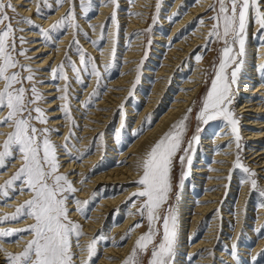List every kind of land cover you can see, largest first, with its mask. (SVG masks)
I'll list each match as a JSON object with an SVG mask.
<instances>
[{"label": "snow or ice", "instance_id": "obj_1", "mask_svg": "<svg viewBox=\"0 0 264 264\" xmlns=\"http://www.w3.org/2000/svg\"><path fill=\"white\" fill-rule=\"evenodd\" d=\"M134 2L135 0H129L130 4ZM65 3L71 5L68 12L51 28L45 29L28 17L17 19L10 16L9 11L19 15L16 6L11 0H0V85H2L0 87V117H2L0 126L12 129L6 134L0 133L7 137L0 144V149H2L0 150V169L7 170L8 160L16 158L23 160L22 166L16 173L3 185H0V196L7 198L12 191H25L24 187H16L17 182L26 186V190L31 193V198L22 203L14 214L4 215L0 218V224L18 221L21 218H32L35 221L23 229H0V238L13 235L19 237L22 233L32 236V239L25 242L22 251L11 253L4 250L7 264H77L78 254L73 250L74 241L75 247L81 253L87 252V259L81 257L80 264H91L92 257L96 254L97 238L94 237L86 247L80 244V238L85 233L82 225L70 218L68 207V201L72 199L77 206L76 211L88 218V205L91 201L77 198L75 193L80 189L73 185L67 174L60 173L57 146L50 139V133L53 130L36 126V122L45 125L48 122L46 110L39 106V102L44 99V96L37 87L31 65L21 63L18 58L24 56L31 59L27 57L28 50H19L17 47V40L20 44L27 43L24 37L15 35L16 31L22 32L24 29L14 27V24L27 23L33 28H38L44 40L49 43L54 41L52 33H66L68 29H76L78 36L81 32V25L76 12L77 3L89 23L91 19L89 13L92 11L98 13L99 7L94 6L95 0H55L57 8L62 7ZM108 5L119 9V0H105L104 4L100 6ZM42 6L47 7L50 11L54 10L53 4L48 0H37L38 15L43 11ZM208 10L214 13L210 17L213 23L207 33L208 42L201 47H207L213 42H220L222 47L219 49L217 60L213 63V78L209 90L202 99L197 120L207 124L209 121L222 118L231 126V134L235 137L237 149H240L242 138L238 127L239 119L236 118L231 105L234 102V89L238 88L239 77L244 67L250 24L256 26L254 35L261 46H264V0H215V3L209 5ZM157 11H159V4H157ZM134 14L140 15L139 13ZM203 22V17H201L198 23L203 24ZM109 23L115 26V32L108 31ZM90 27L95 31L97 26L90 23ZM100 29V40H92L86 32L83 34L101 52L103 49L100 42L107 41L111 37L114 44L111 49V62L103 65L102 72L95 58L83 49L78 39L74 38L69 48L71 50L75 47L79 64L72 60L70 55H66L64 62L58 67L50 69L53 80L69 81L62 89L64 95H61L59 99L64 101L70 99L71 82L66 72V65L70 66L76 81L81 85L85 84V75L89 78H96V89L85 103V107L91 104L95 98L101 96V88L106 90V85L103 84L104 73L110 72L115 66V44L119 40L120 33L116 11H113L108 21L101 25ZM133 35L139 36L140 33ZM201 59V54L195 55L196 61ZM257 71L261 77H264V64H258ZM138 82L139 77H137ZM134 89L135 84L129 93L130 96L133 95ZM60 110L66 119L72 120L75 126L76 122L71 117L70 104L61 105ZM5 111L7 115H3ZM191 111L188 109V113ZM188 119V114H185L173 124L169 131L151 145L140 161L139 167L142 169V175L135 182L139 190L133 192L129 200L132 201L133 206L136 202L132 199L133 197L142 201L136 213L142 219L130 227L123 239H130L131 233L142 227L144 219L147 220L148 228L137 238L130 255L123 264H145V256H147V264H175L178 210L175 206L168 205L172 191V171L177 154L180 153L181 179L179 187L182 189L184 180L191 175L194 145H198L200 141L198 125L197 134H194L185 146L184 136L187 131L186 122ZM145 123L151 125L150 116L146 117ZM143 131L142 125L140 131L134 135L139 136ZM72 135L75 134L71 133L69 137H66V142L62 145L69 156L72 153L69 151L68 141ZM115 136L119 142L121 132L118 130ZM99 139L103 140V134ZM91 150L89 148L76 158L82 161ZM234 168L241 169L246 173L247 179L242 183L250 182L252 192L264 198V188L259 186L256 173L242 163L239 151ZM228 179L231 177L229 176ZM177 199H179V195ZM236 248V244H233L231 255L239 264ZM260 255H264V253ZM187 259L191 261L192 256H188ZM255 260L256 257H253L254 262Z\"/></svg>", "mask_w": 264, "mask_h": 264}, {"label": "rangeland", "instance_id": "obj_2", "mask_svg": "<svg viewBox=\"0 0 264 264\" xmlns=\"http://www.w3.org/2000/svg\"><path fill=\"white\" fill-rule=\"evenodd\" d=\"M126 1L129 0H119V9H115L114 6H112L111 10L108 12L107 17L105 20L101 23H93L94 19L99 15L96 11H92L89 13L90 23L94 24L96 26L98 25H103L106 21H108L109 17L113 13V11H116L117 14V19L119 23V40L115 44L116 47V57H115V66L111 69L110 72L104 73V78H103V84L106 85V90L104 88H101V96L97 97L94 99V101L91 104H88L87 107H85V103L88 101L89 97L91 94L94 92L96 89L97 81L95 77L89 78L87 75L84 76L85 84L81 85L78 83L75 79V74L72 72L70 66L66 65V72L69 77V80L71 82V86L69 88V93H70V99L68 101H64L59 99L61 95H64V92L62 89L65 87L66 84L69 83V81H65L63 79H58V80H53L51 78V68L58 67L62 62L65 61L66 55H70L72 60L76 61L77 64H79V57L76 54L75 47L69 48V46L72 44V41L74 38L79 40V44L83 47V49L86 50L87 53H89L92 57L95 58L96 63L100 65L101 71L103 72V65L111 62V54L110 56L105 60H99L98 58H101V53L102 52H111V49L113 48V40L110 37L107 41H101V46L103 51L97 46L93 45L88 38L84 36L83 33H87L88 37L92 36H97L93 40H100V32L101 29H99V32L97 35H95L94 31L90 27L89 20L86 19L81 10L78 7L77 3V17H78V22L81 25V32L77 36L76 29H68L65 32H60V33H52L54 37V41L49 43L44 40V37H28L30 32H36L39 35L42 36V33L39 31L38 28H33L27 23H20L19 25H15L14 27L22 28L24 31H16L15 35L17 37H24L27 41V43L20 44L19 40H17V47L19 50H28L27 51V57H30L31 59H27L24 56L18 57L21 61V63L25 65H31L33 72L35 74V81L37 83V87L39 90L43 93L44 99L39 102V106L44 108L46 110V115L48 116V122L47 124H40L36 122V126L38 128H44L47 127L49 129H52L53 131L50 133V139L52 142L57 146V155L60 163V168L59 171L60 173L67 174L69 179L73 182V185L80 189L82 191V186L84 188L90 178H92V175L95 174L98 170L96 168L100 169L98 172L106 170L111 163L117 162L115 166H123L125 165V162L129 160V157H126L128 153H126L129 149V146L134 144L138 139L142 137L148 130H151L155 127L156 123L159 121L161 116L166 113L168 108L171 106L173 98L175 97V92L178 91V89L183 85L182 82L185 80L190 79L191 75H194V72H197L196 70L197 66L199 63L197 62H202L205 63V67L203 68L204 73L203 75L205 76V79L202 83V88L199 89L198 94L196 95V99L194 102L191 101V105L187 108L185 114H188L189 119L186 122L187 125V131L184 136V142L185 146L188 140L192 138L194 134H197V127L199 125L200 131H199V137L200 141L198 145H194L193 149V155H192V164H191V169H193L192 166H195L196 164H199L201 162L205 163V169L210 170L213 169L212 163H213V153L214 152H219L223 151L224 149H230V150H236L234 151L233 155L237 156V152L239 151L240 154L246 153L247 146L252 143V140H248L247 136L250 131H257L258 126L262 124H258L252 127H248L249 124H247L246 119L251 118L250 116H255V118L258 117V115H252L250 112H242L243 110L241 109V102L244 100H249L254 97H258L259 94L264 93V91H258L257 93H247V94H242L241 92V86L246 84L244 83V77L249 76V69L248 66L254 65V68H257L256 64L259 60H255L250 62V65L248 64V49L249 47L247 46L249 43L256 41L255 47L257 48V52L262 51L263 46H261V43L257 40L255 37L254 33L252 34L250 31V28L248 29V39L246 43V55L244 57V67L243 70L240 74L239 81H238V88L234 89V102L231 105V108L235 112L236 118L239 119V132L241 136V148L237 149L236 142H235V137L229 133L230 135L233 136L232 139L229 140V142L222 144L223 147L220 149L216 148L210 151L209 149H212L211 147H208V145H205L204 139L207 136H210V139L215 141L214 143L216 144L218 142L217 137L219 135H224L227 134V132H231V128L229 131L220 133V130L223 128L225 124H227L226 121H224L222 118H217L215 120L209 121L207 124H204L200 121L197 120V116L199 114V111L202 106V99L206 95L207 91L210 88V83L211 79L213 78L212 76V55H213V50H214V45L216 47V58L219 55V49L222 47V44L213 42L207 47H201L202 45L207 44V33L206 32V37H204L205 43L204 44H198L196 43L192 49L191 56L187 57L182 61V63L179 65V69L176 70V72L171 76V79L169 80L168 87L165 89L162 101L159 105L161 109L154 111L147 116L143 117L142 120L140 121L139 124H137V118L140 112L143 111L145 102L150 98L152 95V90L153 86L150 80L154 78V74H148L147 70L150 68L152 69L153 72H157V70L161 67L162 62H164L165 58L168 57V53L170 49L174 46V43L177 39L180 37H175L171 41H167L168 37L171 35V26L177 22L179 19L183 18L186 14L187 11L192 9L191 7L194 6L197 3H207L205 0H185L181 2V5L177 6L176 2L177 0H145V2L141 5H139V0H135L134 3H125ZM11 2L16 6L18 10V16L16 13H12L9 11L10 16H14L17 19L19 17H28L32 19L37 25H41L45 29H49L47 25H44L42 22H36L35 17L33 16V12L27 13L26 10L31 8L32 5H34V13H37V0H11ZM49 3L53 4L54 10L50 11L47 7L42 6L43 11L41 14L45 16V18H49L50 16H54L58 14V12L64 9V12L61 16H64L68 10L69 7L71 6L69 3H65L62 7H58L55 5V0H48ZM105 0H95V5L98 6L99 10L101 8L100 5L104 4ZM215 3V0H210L208 3L209 5ZM157 4H159V11H157ZM209 5L206 6V10L204 13L200 14L192 24L185 28L184 33L181 35V37H186V41L191 42L189 39L190 37H193L194 32L198 28L200 23H198L199 19L203 16H209V18L214 15L213 12L209 11ZM183 6V7H182ZM129 13H133L130 15ZM134 13H139L140 15H135ZM179 13L176 15L177 17L172 18V14ZM41 16V15H39ZM136 17L139 20H142L141 25H137L138 29H134L133 32H128V27L129 24L126 22L125 19H130V18ZM212 21L211 19H209ZM213 22V21H212ZM85 23V25H84ZM254 25L250 24L249 27H253ZM27 27V28H26ZM47 27V28H46ZM51 28V27H50ZM115 26L109 23L108 25V31L109 32H115ZM134 33H140L139 36H134ZM67 34L71 35V39L69 40L68 45H63L59 46L60 40L64 38ZM160 34H162V37L165 38V43H164V49H158V43L160 41L156 40V37H158ZM142 37V38H141ZM167 37V38H166ZM253 37V39H251ZM135 38H139L140 41H143L142 44L139 45L142 49H140L141 55L138 59L135 60L136 65L132 67L134 71V76L131 79L130 84L128 87V91L124 94L123 100L115 107L114 114L112 115V118L109 122H106V127L104 128L103 132H99L98 134H95L89 141L88 146H83L80 147V144H82L81 140L79 137L82 134L81 127L84 126V121L85 118H88L89 116L93 115L96 112V108L98 107V102L101 99L106 100L109 94H111L112 90L114 89L113 86L111 85L114 81H117L119 78H121V72L123 69L124 63L130 62L129 58H126L125 52L128 50H134L135 47H138V45H134L135 43ZM109 42H112V45L109 46L110 49H105L107 48V44ZM167 42V43H166ZM37 45H33V44ZM87 45L92 44L93 49L90 50L86 47ZM45 46V47H43ZM158 47V48H157ZM47 49L46 51H41L44 49ZM259 48V50H258ZM60 49H66L60 50ZM95 50V53L94 51ZM60 51H63V56L60 61H56L55 54L60 53ZM135 51V50H134ZM256 52V51H255ZM201 54L202 59L200 61L195 60V55ZM49 59L47 60L46 63L42 62L48 57ZM258 55V54H257ZM257 55H254L256 57ZM156 58H158V61H154ZM217 60V59H216ZM100 61V62H99ZM264 64V62L262 63ZM42 66V67H40ZM200 73V72H198ZM25 75L27 73L25 72ZM126 75V73H124ZM137 77H139V82L137 83ZM204 78V77H203ZM260 83L263 84L262 86L264 87V77H261L260 75ZM183 80V81H182ZM42 81V83H41ZM52 84L54 89H45V86L48 84ZM135 84V89L133 92V95H129L130 91L133 90V85ZM254 86V84H252ZM2 87V85H0ZM138 92H140L142 98H139ZM51 93H55L58 95H50ZM85 94V95H84ZM261 99H264V96L261 97ZM108 103L110 99H107ZM50 104H52L50 106ZM63 104H70L71 106V117L72 119L75 120L76 125L74 126L72 123V120L66 119L64 117V113L60 110V106ZM83 104V105H81ZM106 106H112V104H108ZM129 107H131L132 111L129 112ZM107 109H111V107H104ZM104 108L101 109V111H105ZM188 109H191V113H188ZM59 112L58 114H55ZM3 115H7L6 111L3 113ZM35 115V113H34ZM151 117V125H148L145 123L146 117ZM181 116V118L183 117ZM2 118V117H0ZM119 120L122 121V124L120 125ZM61 121V122H59ZM144 127V131L141 135L137 136L134 135V133H137L140 131L141 127ZM68 127V130L65 132L64 127ZM1 127H6V126H0ZM7 128V127H6ZM10 131L12 129L8 127ZM251 128V130L246 131V129ZM102 127L99 130H101ZM121 132V138L120 141L117 142L115 133L117 131ZM9 131V132H10ZM71 133H74L75 135L71 136L70 141H68L69 145V151L72 153L71 156L68 155L70 158L69 160H62L66 156L65 149L62 147L65 142H60V139L62 137L66 138L69 137ZM103 134V140H100L99 137L100 135ZM228 134V135H229ZM163 135V134H162ZM161 134H156L155 137L150 138L148 141L142 145V151L138 152L136 154V159L132 163L136 167V176L130 178L128 181H131V184L133 186L138 185L135 183L140 176L142 175V169L139 167L140 161L142 157L144 156V153L151 147V145L157 141L161 136ZM90 137V136H89ZM7 138V137H6ZM2 138L0 139V144L6 139ZM258 140V139H257ZM231 141V142H230ZM115 144L112 148V144ZM61 144V146H59ZM93 145H95L93 147ZM117 145V147H116ZM259 147L264 146L263 140H261ZM229 146V147H227ZM235 146V147H231ZM90 147L92 150L89 154L85 155L83 160L86 158V156L93 154L97 148H101L104 150L103 153V158L102 160L97 163L91 170V172H83L84 176L78 180L73 176L75 175L78 170H72L68 169L66 166V163L70 161H74L77 164H82L84 161L76 158L79 157L81 154L85 153ZM2 150V149H0ZM79 150V151H78ZM113 152V153H112ZM201 152L202 157L200 158L197 156ZM65 154V155H61ZM115 155L113 157L112 155ZM17 156L19 154H16ZM179 155L180 153L177 154V159L174 162V167L172 171V191L170 193V198L168 201V205L175 206L178 210V241H177V247H176V257H175V263L178 261L179 257L181 260H183L188 254L181 255L179 254V244L180 241H182V236L180 234V230L182 228L183 222L181 221V214L184 212L183 207H187V204L192 203L191 207H193L195 204L202 199L205 195V190L201 188L202 184H205V178L208 177L207 172L206 175L198 176V174H195L191 172V175L188 176L183 183V188L180 189L179 187V182L181 179V165L179 163ZM247 154H245V157L241 159L242 163L247 166L249 169L254 171L256 173V179L258 180V184L260 187L264 188V168H256L260 166V163L253 165L254 161H250V158L246 157ZM122 158V159H120ZM22 159V158H21ZM125 159V161H122ZM204 159V161H201ZM17 160L12 159L7 161V170H11L10 173L6 178L1 177L0 179V185H3L7 180H9L15 173L16 171L22 166L23 161L20 164H17L14 166L13 169L11 167L14 165V162ZM223 162H227V160H221ZM236 161V160H234ZM73 162V163H74ZM233 165L235 162H232ZM118 164V165H117ZM76 166V165H75ZM4 169H0V176L3 171H7ZM227 177H231L230 181H228L227 185H221V188H227L225 194L222 196L221 200H219L220 205L218 206L217 209L214 210V212H211V214L206 218V220L203 222L201 229H199L196 232L195 239H191V241H199L200 236H205L204 234L207 232L209 229V225L211 224L213 217L220 215L221 217V223H220V230L219 234L216 236V241L222 246L220 248L221 250H224L225 248H229L228 250H225L226 253L231 255L232 252V244L236 243V251L239 256V264H249L250 261H253V256L252 251L254 250V247L256 246L257 242L261 239L264 238V198H261L257 193L252 192L251 190V185L250 182L248 183H242V181L247 179V174L244 173L241 169H235L234 166L233 168L230 167ZM74 172L75 174H72ZM73 176V177H72ZM136 177V179H134ZM83 178H87V180H82ZM83 181V183H81ZM200 182L202 184H200ZM104 185V184H103ZM103 185H100L98 187H95L94 190L92 191L91 195H87L86 200H90V204L88 205V218H90L93 212V209L96 208V206L101 202L103 197L108 196V189L106 190L105 193L102 194L101 187ZM17 188L24 187L25 191L23 192H18V191H12L9 193V197H3L0 196V209H2V206H9L10 201H14L16 197L20 194H25V197L19 201V204L16 205V208L12 209L10 212H5V211H0V215H11L16 212V209L24 203L26 200L31 198V193L26 190V186L21 185L19 182H17L16 185ZM195 189V190H194ZM139 189L132 190L129 192V197L133 192L138 191ZM213 190V189H212ZM79 192V191H78ZM77 193H75V196L77 197ZM96 194L95 196L93 194ZM114 193V192H113ZM190 193L193 194V199H190ZM244 193V196L246 198L245 204L242 206L240 204L239 200L241 199V195ZM179 195V199H177V196ZM129 197L124 201L123 206H121L119 209H114L113 212L110 213L109 217L106 219V222H104V226L101 227L100 231L97 233L96 238H97V244H96V254L92 257L91 264H98L101 260V258L104 256L102 251H104L105 247L109 246V241H113L111 236V231L113 229V225H122L126 221V211L129 210L130 213L133 216V220L135 221V224L137 222L141 221V217L136 214L137 210L139 209L141 205V200L136 199L133 197L132 199L135 200V205H132V201L129 200ZM78 198V197H77ZM194 200V201H190ZM93 203V204H91ZM73 204L72 199H69L68 201V207L70 211L74 210L73 208H70V206ZM243 210V212H239L240 210ZM231 210V214L233 216H230V218H225L227 216L226 211ZM243 214V215H242ZM91 215V216H90ZM0 216V218H2ZM243 217V219H242ZM70 218L73 221L78 222L80 225H82L84 229V221H80V218L77 217H71ZM86 218V219H88ZM119 219V220H118ZM260 219V220H259ZM82 220V219H81ZM241 221V226H240V231H239V236L234 238L235 235V230L238 228V224ZM14 222H17L16 225L13 224ZM35 221L32 218H21L18 221H13V222H6L10 223L11 227L8 228H1L0 224V229H23L26 228L28 225L34 223ZM148 228V223L147 220L144 219L143 225L140 228H137L134 232L137 233L136 237L138 238L142 233L146 232ZM133 232V233H134ZM128 233V232H127ZM131 233V236L133 235ZM32 239L31 235H28L27 233H22L20 236H10L6 238H0V246L4 247L6 243H13L20 245L19 250H7V252L11 253H18L23 250L25 246V242L27 240ZM129 239H122L121 240V246H125L127 241ZM137 240V239H136ZM108 241V242H106ZM75 245V241H74ZM99 246H102L99 248ZM105 246V247H104ZM134 246V245H133ZM132 246V248H133ZM98 248V249H97ZM131 248V250H132ZM243 248L242 250H240ZM76 247H73V250L75 251ZM220 249H215L212 251L210 254L211 256V261L212 264H221L222 260L223 262L225 261L224 258L226 257H218V254L220 253ZM130 250V253H131ZM208 251V250H207ZM5 252V251H4ZM78 252V251H75ZM264 253V250L261 252ZM260 253V254H261ZM202 254V253H201ZM130 255V254H129ZM128 255V256H129ZM125 256L123 257L122 262L128 257ZM199 255H196L191 262L194 263L198 259ZM232 256V255H231ZM5 258L7 259L6 255ZM6 259H0V262L5 261ZM145 264H147V256L144 257ZM256 261L257 264H263L264 263V255H259L258 257L256 256ZM228 264H237V260L235 259L231 263Z\"/></svg>", "mask_w": 264, "mask_h": 264}, {"label": "bare ground", "instance_id": "obj_3", "mask_svg": "<svg viewBox=\"0 0 264 264\" xmlns=\"http://www.w3.org/2000/svg\"><path fill=\"white\" fill-rule=\"evenodd\" d=\"M21 0H19L20 2ZM185 0H177L176 5L179 6L181 5V2ZM207 3H197L194 6H192L189 11H187V14L179 19L177 22H175L171 26V35L166 39L167 41H171L175 37H180L177 39L174 43V46L172 49L169 51V55L167 60L162 62L161 67L157 70V72H153L152 69H148L147 73L148 74H154V78L150 80L153 90H152V95L150 98L145 102V106L142 112L139 113L138 118H137V124L140 123L143 117L147 116L148 114L161 109L159 107L162 97L164 94L165 89L168 87L169 80L171 79V76L176 72L177 69H179V65L182 63L184 59L187 57L191 56L192 49L194 48L193 46L198 43V44H204L206 40H204V37H206V32L210 31L211 26H212V21H210L209 16H203V24L199 25L196 31L193 34V37H190L189 39L191 42L186 41V37H181V35L184 33L185 28L189 27L192 22L195 21V19L204 11L206 10V6H208L210 0H205ZM145 0H139V5L141 3L143 4ZM126 4L129 3V1L125 2ZM112 5L108 6H101L99 10V15L94 19L93 23H101L105 20L107 17L108 12L111 10ZM34 5L31 6V8L27 9V13L33 12V16L35 17L36 22H42L44 25H47L48 28H50L56 21H58L61 17L64 9H61L58 14L54 16H50L49 18H45L43 14H40L39 16L37 13H34L33 11ZM177 13L172 14V18L177 17ZM126 22L129 24L128 27V32H133L134 29H138L137 25H141L143 22L142 20L137 19L136 17H131L129 20L125 19ZM85 25V23H84ZM46 27V28H47ZM27 28V27H26ZM250 28L251 33L253 34L256 26L254 25L252 28ZM100 25H98L94 31L95 35L99 32ZM28 37H43V35H39L36 32H33L29 34ZM97 37V36H92V40ZM142 38V37H141ZM167 38V37H166ZM71 39V35L67 34L60 40L59 46L63 45H68L69 40ZM253 39V37H251ZM135 43L134 45H138V47H135L134 50H128L125 52L126 58H129L130 62L124 63L122 66V72H121V78H119L117 81H114L111 85L113 86V90L111 94L108 95L106 100L101 99L98 102V107L95 109L96 112L89 116L88 118H85L84 121V126L81 127L82 134L79 137L81 140L82 144H80V147L83 146H88L90 143V139L95 135L98 134L99 132H103L104 128L107 126L106 122H109L112 118V115L114 114L115 107L119 105V103L123 100L124 94L128 91L126 87L131 82L132 77L134 76V71L132 69L133 66L136 65L135 60L138 59L141 55L139 47L140 44L143 43V41H140L139 38H135ZM157 41H160L158 43V49H164V43H165V38L162 37V34H160L158 37H156ZM167 43V42H166ZM219 43V42H216ZM256 41L249 43L247 46L249 47L248 49V64L250 65V62L259 60L256 64H262L264 62V46L260 49H263L260 52H257V48L255 47ZM34 46L37 45L36 43L33 44ZM112 45V42H109L107 44V48L105 49H110L109 46ZM45 47V46H43ZM86 47L90 50L93 49V45H87ZM44 49V48H43ZM47 49L41 50V51H46ZM60 50H66V49H60ZM259 50V48H258ZM95 53V50H93ZM256 51V52H255ZM111 52H102L101 53V58H98L99 60H105L103 58H108L110 56ZM258 54V55H257ZM254 55H257L254 57ZM63 56V51H60V53L55 54L56 61H60ZM50 55L42 62L46 63L47 60L49 59ZM216 47L214 45V50H213V55H212V63L216 61ZM154 61H158V58H156ZM100 62V61H99ZM199 63L196 67L197 72H194V75L190 76V79L185 80L183 85L178 89L177 92H175V97L173 98L171 106L168 108L165 114L161 116L159 121L156 123L155 127L151 130H148L140 139H138L134 144L129 146V149L126 153L128 155L126 157H129V160L125 162V165L123 166H115L116 161L111 163V165L104 171L98 172L100 169L96 168L98 170L95 174L92 175V178L85 183L86 187L82 186V191H79L77 194V197L80 200H86L87 195H91L92 191L94 190L95 187H98L100 185H103L101 187V190L103 193L106 192L108 189V196L103 197L101 202L96 206L95 209H93L92 216L88 219L78 211H76V205L73 202V204L70 206V208H73L74 210L70 211V216L71 217H77L80 218V221H84V229L83 232L85 233L81 238H80V244L83 246H87L94 237H96L97 233L100 231L101 227L104 226V222H106V219L109 217L110 213L114 211V209H119L121 206H123L124 201L129 197V192L132 190L139 189L137 186H133L131 184V181H128L130 178L136 176V167L132 163L136 159V154L140 151H142V145L146 141H148L150 138L155 137L156 134H164L165 132L169 131L171 126L175 124L177 121L181 119V116L185 113L187 108L192 104V102L195 101L196 95L199 92V89H201L202 83L205 79V76L203 75L204 70L203 68L205 67V63L202 62H197ZM42 67V66H40ZM249 69V76L244 77V85L241 87V92L242 94H247V93H257L258 91H264V87L262 86L263 84L260 83V74L257 71V68H254V65L248 66ZM200 72V73H198ZM203 72V73H202ZM126 73V75H124ZM204 77V78H203ZM183 81V80H182ZM254 84V86H252ZM45 89H54L52 84H48L45 86ZM55 93H51L50 95H54ZM141 93L138 92L139 98H142L140 95ZM58 95V94H55ZM85 95V94H84ZM264 96V93H261L258 95V97L251 98L249 100H244L241 102L240 106L241 109L243 110L242 112H250L252 115H258L257 118L255 116H250L251 118H248L246 120L248 127H253L255 128V125L262 124L258 126L257 131H250L247 133L249 136L247 139L252 140L249 146H247L246 153L240 154V158L242 159L245 157V154H247L246 157L250 158V161H254L252 164L255 165L260 163L259 167L256 168H264V146L259 147L261 140L264 142V99H261V97ZM110 99L109 103L112 104V106H106L108 105V100ZM52 104H50L51 106ZM83 105V104H81ZM104 107H111V109H107ZM104 108L105 111H101V109ZM132 109L129 107V112H131ZM59 112L55 113L58 114ZM61 122V121H59ZM120 125L122 124V121L119 120ZM101 130L98 131V129ZM231 126L227 123L223 126V128L220 130V133H224L229 131ZM68 130V127H64V131L66 132ZM251 130V128L246 129V131ZM10 129L7 127H1L0 128V133H8ZM227 132V134L224 135H219L216 140L218 142L215 144L213 140L210 139V136H207L204 139L205 145H208V147H211L212 149H209L212 151L213 149H220L223 147L222 144L229 142L230 139L233 138L232 135H230ZM229 134V135H228ZM90 136V137H89ZM6 138V135H0V139ZM258 139V140H257ZM60 142H65V138L62 137L60 139ZM231 142V141H230ZM61 146V144L59 145ZM113 146L115 144H112L111 150H113ZM117 147V145H116ZM229 147V146H227ZM235 147V146H231ZM90 147L86 148L89 149ZM236 150H230V149H224L223 151L219 152H214L213 155V169L206 170L205 169V163L201 162L199 164H196L195 166H192L193 169H191V172L198 174V176H203L208 173V177L205 178V184H202L200 182L201 188H203L206 192L205 195L202 199L195 204L193 207H191L192 203L187 204V207L184 208V212L181 214V221L183 222L182 228L180 230V234L182 236V241H180L179 244V254L184 255L188 254L183 260L178 259V261L175 264H191L193 261L194 257L196 255L198 256V259L192 263V264H212L211 261V256L210 254L212 253L213 250L215 249H220L222 246L216 241V236L219 234L220 230V223H221V217L220 215L213 217V220L211 224L209 225V229L207 232L204 234L205 236H200L199 241H191L192 237L194 240L196 237V232L201 229L203 222L206 220V218L211 214V212H214L215 209L218 208L220 205L219 200H221L222 196L225 194L227 188H221V185H227L228 173L230 172L229 169L230 167L233 168V163L235 162L237 156H234L233 153ZM103 153L104 150L101 148H97L96 151L93 154H90L86 156V158L83 160L84 162L82 164H77L74 161H70L66 163V166L68 169H74L78 170V172L75 174L72 172V174L79 183V180L84 176L83 172H91L92 168L99 163L102 158H103ZM113 153V152H112ZM65 155V154H61ZM115 157V155H112ZM200 158L202 157L201 152L197 155ZM70 158L68 157V154H66L65 158L62 160H69ZM122 159V158H120ZM201 160V159H200ZM221 160H227V162H223ZM23 160L21 158H17V160L14 162V165L11 167V169L14 168L15 165L20 164ZM122 161H125L123 159ZM201 161H204L202 159ZM74 162V163H73ZM76 165V166H75ZM118 165V164H117ZM11 170L3 171L1 177L6 178L8 174L10 173ZM264 175V174H263ZM72 176V177H73ZM136 179V177L134 178ZM82 180H87L86 178H83ZM86 182V181H85ZM264 182V180H263ZM213 189V190H212ZM195 190V189H194ZM114 192V193H113ZM190 199H193V194L190 193ZM242 194V193H241ZM244 193L241 195V199L239 200L240 204L242 206L245 204L246 198L243 197ZM25 197V194H20L14 199V201L9 202V206H2V209L0 211H5V212H10L14 207L16 208V205L19 204V201ZM194 201V200H190ZM93 204V203H91ZM89 207V206H88ZM239 212H243L241 209ZM227 216L225 218H230V216H233L231 214V210L226 211ZM243 215V214H242ZM2 216V215H0ZM3 217V216H2ZM82 219V220H81ZM243 219V217H242ZM119 220V219H118ZM260 220V219H259ZM17 222H14L13 224L16 225ZM135 224V221L133 220V216L130 213L129 210L126 211V221L122 225H113V229L111 231V238L113 241H106L109 243V246L105 247L104 251L102 253L104 256L101 258L100 262L98 264H123L122 260L123 257L128 256L130 254V250L132 246L135 244V241L137 239L136 235L137 233H133V235L130 237V239L127 241L125 246H121V240L123 237L126 236L128 230L132 225ZM10 223H3L1 224V228H8L11 227ZM240 226H241V221L238 224V228L235 230V237L239 236V231H240ZM236 244V243H233ZM232 244V245H233ZM75 246V245H74ZM102 246H99L101 248ZM19 250L20 245L13 244V243H6L5 246L1 247L0 246V259H6L5 258V252L4 250ZM98 249V248H97ZM229 248H225L224 250L220 249V253L218 254V257H225L224 262L222 260L221 264H228L231 263L232 261L235 260V258L228 253L225 252V250H228ZM241 248L240 250H242ZM208 250V251H207ZM264 250V238H261L256 246L254 247V250L252 251L253 256H259L260 253ZM75 251H78V257H77V264H80V258L87 259V252L81 253L78 248L75 249ZM202 253V254H201ZM188 256H192V260L189 261L187 259ZM253 260V259H252ZM0 264H7V259L3 262H0ZM249 264H257V261H250ZM264 264V263H263Z\"/></svg>", "mask_w": 264, "mask_h": 264}]
</instances>
